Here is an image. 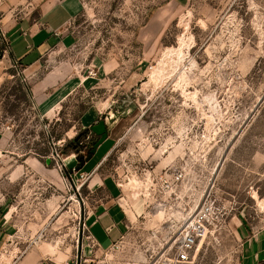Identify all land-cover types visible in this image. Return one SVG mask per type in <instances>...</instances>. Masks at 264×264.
Masks as SVG:
<instances>
[{"label":"rangeland","instance_id":"obj_1","mask_svg":"<svg viewBox=\"0 0 264 264\" xmlns=\"http://www.w3.org/2000/svg\"><path fill=\"white\" fill-rule=\"evenodd\" d=\"M55 1L72 13L71 41L33 74L1 58L10 41L0 28V206L2 193L18 201L34 244L72 264H237L246 232L264 229V0H0V25L5 12L35 18ZM60 62L82 85L46 115L32 83ZM91 104L129 118L100 172L145 212L120 249L86 258L84 216L98 196L63 159L87 155L73 138ZM31 157L41 165L7 178ZM207 197L214 218L180 262L179 226Z\"/></svg>","mask_w":264,"mask_h":264},{"label":"crops","instance_id":"obj_2","mask_svg":"<svg viewBox=\"0 0 264 264\" xmlns=\"http://www.w3.org/2000/svg\"><path fill=\"white\" fill-rule=\"evenodd\" d=\"M71 14L67 4L56 1L42 5L39 15L35 18L27 16L17 19L14 13L5 12L0 28L9 38L10 51H3L1 58L6 62L7 59L10 62L12 57L19 59L28 65L27 73L33 74L42 66L40 58L49 56L54 46L62 48L71 41L70 33L65 32ZM54 29H58V32L55 33ZM70 72L66 62H60L43 70L40 77L33 81L32 96L46 115L50 112L55 115L68 96L82 85L80 80L69 78ZM109 109V106L105 110L91 104L81 111L80 127L89 130L90 139L87 144L89 148L94 146L95 152L92 150L89 156L85 155L82 163L76 153L63 159L64 165L76 174L90 176L89 191L98 196L84 216L89 240L86 246L91 253H85L86 258L93 257V251L103 254L109 250L128 233L132 223L145 212L139 202L135 203L127 198L114 179L100 172L117 142L131 126L129 118L124 116L114 119ZM93 127H96V130ZM98 141L99 144L95 145ZM5 145L6 138L0 131V157L6 151ZM35 162L41 165L36 157L26 158L23 164H14V173H10L7 178L12 181L20 177L24 174L25 165H33ZM46 164L50 163L46 161ZM2 195L4 203L0 206V264H72L66 257H61L60 253L46 251L39 243L35 245L34 223L20 220L19 212L24 208L19 206L18 201L14 203L13 199L10 201L7 195ZM244 237L237 264H264V229L254 233L248 231ZM91 238L95 245L91 244ZM84 251H87L85 247Z\"/></svg>","mask_w":264,"mask_h":264},{"label":"built area","instance_id":"obj_3","mask_svg":"<svg viewBox=\"0 0 264 264\" xmlns=\"http://www.w3.org/2000/svg\"><path fill=\"white\" fill-rule=\"evenodd\" d=\"M85 138L86 140L90 139L89 134ZM214 215L215 203L207 197L200 207L190 213L180 224L178 229L179 235L176 240V256L180 262L186 263L190 260L198 237L207 230ZM126 235L105 252L120 249ZM90 240L92 242L91 244L95 245V241L92 238ZM88 260L91 264H106L104 260H96V257L85 259V261Z\"/></svg>","mask_w":264,"mask_h":264},{"label":"trees","instance_id":"obj_4","mask_svg":"<svg viewBox=\"0 0 264 264\" xmlns=\"http://www.w3.org/2000/svg\"><path fill=\"white\" fill-rule=\"evenodd\" d=\"M85 108H86V107H85ZM85 108L82 109V112L85 110ZM79 120H80V119H79ZM79 127H80V123H79ZM80 129H81V128H80ZM87 134H89V130H88V129H83L81 134L78 133L77 136H75V137L73 138V143H75V144H74L75 147H77L76 144L79 142V140L81 141L82 138L85 139L84 142H85V145H86V142H87V141H86L85 136H86ZM56 138H57V139H61L60 136H56ZM69 142H70V141H69ZM73 147H74V146H73ZM93 147H94V146H93ZM93 147L88 148V151H87V155H86V157L89 156V155L92 153ZM77 150H78V149H77ZM77 157H78L79 161H81V163L84 162V160H85V156H82V155L78 154Z\"/></svg>","mask_w":264,"mask_h":264},{"label":"water","instance_id":"obj_5","mask_svg":"<svg viewBox=\"0 0 264 264\" xmlns=\"http://www.w3.org/2000/svg\"><path fill=\"white\" fill-rule=\"evenodd\" d=\"M96 130V127H93ZM100 141H98L95 145H98ZM93 152H95V149H93ZM222 163V161L220 162V164Z\"/></svg>","mask_w":264,"mask_h":264}]
</instances>
